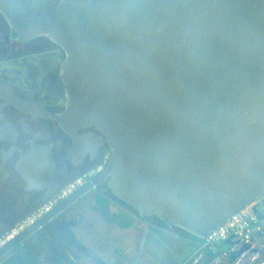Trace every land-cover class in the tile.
<instances>
[{
	"label": "water",
	"instance_id": "water-1",
	"mask_svg": "<svg viewBox=\"0 0 264 264\" xmlns=\"http://www.w3.org/2000/svg\"><path fill=\"white\" fill-rule=\"evenodd\" d=\"M0 11L12 38L64 49L67 105L50 117L74 148L111 149L0 264H34L71 235L58 216L102 183L141 217L204 239L264 199V0H0Z\"/></svg>",
	"mask_w": 264,
	"mask_h": 264
},
{
	"label": "flooded vegetation",
	"instance_id": "flooded-vegetation-1",
	"mask_svg": "<svg viewBox=\"0 0 264 264\" xmlns=\"http://www.w3.org/2000/svg\"><path fill=\"white\" fill-rule=\"evenodd\" d=\"M65 60L64 49L48 36L27 41L12 38V29L0 11V81L9 89L7 94L0 93V249L44 216L28 221L45 206L46 198L55 201L51 211L99 174L107 162L104 158L111 155L108 144L99 147L95 141L90 146L74 148L72 137L50 117L63 112L67 105L61 76ZM89 193L94 198H110L117 211L124 213L123 222L130 215L137 228L145 227L149 238L164 239L172 229L157 217L145 219L134 209L123 208L118 197L107 189V183L95 186ZM80 199L58 216L66 231L84 213L83 202L77 203ZM174 230L191 247L199 243L186 231ZM58 236L60 241L52 242L44 256L56 252L64 262L75 258L85 264V246L67 234ZM34 237L36 244L48 239L43 233ZM31 259L41 264L39 254ZM98 264L115 263L100 260Z\"/></svg>",
	"mask_w": 264,
	"mask_h": 264
},
{
	"label": "rangeland",
	"instance_id": "rangeland-1",
	"mask_svg": "<svg viewBox=\"0 0 264 264\" xmlns=\"http://www.w3.org/2000/svg\"><path fill=\"white\" fill-rule=\"evenodd\" d=\"M108 158L107 155L104 160ZM90 194L77 203H90ZM256 208L261 229L252 230L249 241L231 237L206 250L191 247L176 236L174 229L169 231L168 237L156 239L148 237L145 227L133 226L116 228L113 234L107 235L109 240L102 242L97 252L103 261L115 264H264V201L257 203Z\"/></svg>",
	"mask_w": 264,
	"mask_h": 264
},
{
	"label": "crops",
	"instance_id": "crops-1",
	"mask_svg": "<svg viewBox=\"0 0 264 264\" xmlns=\"http://www.w3.org/2000/svg\"><path fill=\"white\" fill-rule=\"evenodd\" d=\"M90 195V203L83 201L85 205L84 213L78 217L74 225L69 226L72 235L69 236L74 242H79L85 246L86 252L82 260L85 264H98V261L102 260V258L97 250L101 248L100 245L102 242L109 240L110 236L107 237V235L113 234L116 228L130 229L135 226V223L133 224L130 215H128L129 219L123 222L122 216H120L121 211H117L115 208L116 203L107 196H104V198L110 200L112 204L109 209V214H105L101 209L97 208V204L99 203L97 202V198H94V194ZM117 208L119 209L118 206ZM39 262L41 264H81L75 258H72L68 263L64 262L56 252H53L48 257L39 255Z\"/></svg>",
	"mask_w": 264,
	"mask_h": 264
},
{
	"label": "built area",
	"instance_id": "built-area-1",
	"mask_svg": "<svg viewBox=\"0 0 264 264\" xmlns=\"http://www.w3.org/2000/svg\"><path fill=\"white\" fill-rule=\"evenodd\" d=\"M72 187H74V185ZM54 203L55 201L53 200L48 201L41 211L30 217L28 221L34 222L37 218L45 215L50 211ZM257 203L249 205L244 210L236 213L227 221V223L211 232L210 235L205 238V242L201 248L210 250L219 243L227 242L231 237H239L243 238V240L249 241L250 232L252 230L261 229L259 214L256 208Z\"/></svg>",
	"mask_w": 264,
	"mask_h": 264
},
{
	"label": "trees",
	"instance_id": "trees-1",
	"mask_svg": "<svg viewBox=\"0 0 264 264\" xmlns=\"http://www.w3.org/2000/svg\"><path fill=\"white\" fill-rule=\"evenodd\" d=\"M106 164V161H104V165ZM117 201L118 203H120V205L125 208V209H132L133 208L131 206H129L128 204H126L125 202H123L121 199L117 198ZM264 201V199H262L260 202ZM97 202L99 204H97V208L98 209H101L105 214H109V209H110V206L112 204V202L110 200H108L107 198H104V196H101L99 195L97 197ZM120 216L124 217V213H120ZM133 222V221H132ZM185 234L191 238H193L195 241H198L199 243L196 245V247L198 248H201L202 245L204 244L205 242V239L204 238H199V237H196L192 234H190L189 232H185ZM229 241V240H228Z\"/></svg>",
	"mask_w": 264,
	"mask_h": 264
}]
</instances>
